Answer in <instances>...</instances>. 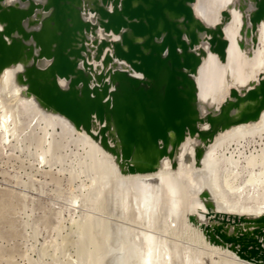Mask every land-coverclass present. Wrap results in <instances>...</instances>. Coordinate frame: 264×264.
Segmentation results:
<instances>
[{"label":"bare ground","instance_id":"bare-ground-1","mask_svg":"<svg viewBox=\"0 0 264 264\" xmlns=\"http://www.w3.org/2000/svg\"><path fill=\"white\" fill-rule=\"evenodd\" d=\"M94 2L97 3L95 7L97 17L93 21L88 16V11ZM109 4L113 6L112 13L107 11ZM49 10L57 12L53 14L58 16L59 28L62 31L59 42L56 41L59 43L56 54L54 52L56 46L52 45L55 43L54 40L51 44L53 48L49 44L45 45L49 28H46L47 32L43 37L46 36L47 39H42L44 45L40 43V46L39 37L30 40L29 43L25 41L32 37L36 20L44 11ZM50 13L48 16L51 15ZM45 14L47 16V13ZM43 20L44 24L49 21L48 18L47 21L44 20L45 22ZM100 23H103L101 26L104 25V31L100 30L101 26H98ZM56 26L53 28H57ZM167 31L168 35L164 36L162 42L155 41V37L166 35ZM112 34L116 35L114 39L110 37ZM166 48L169 49V53L166 54L170 58L172 69L168 71L163 114V110L159 108L160 111L157 109L156 113L149 109L152 97L145 80L154 74L152 69L159 64L161 55L168 50ZM11 53L14 54L11 60L17 59L22 62L26 58L30 59L31 67L28 66L29 69L26 67V70L22 67V79L24 82L30 79L33 81L31 84L36 92L34 95L39 98L43 108L60 115L78 128L85 126L88 129H96L106 152L109 155H117V158H114L119 164V170L115 171L118 174L122 173L121 175L116 173L114 185L110 180L112 184L108 186L113 191V194L112 192L110 194L113 198L110 200L113 199V205L121 217L128 215L131 219H127L129 223H116L115 229L112 228L115 231L112 237H108L110 247L107 245L109 249L107 258L105 257L110 264H177L182 260L178 243L167 237L168 229L164 226L166 229L164 234L163 230H160V224L155 223L157 210L162 207L166 222L172 231L178 228L181 219L186 216L188 218L192 214L194 217L192 224H195L196 228L227 247L229 260L224 264H264V201L255 206L244 203L240 197L246 193V190L242 191L239 197L229 199L227 193L216 184L213 175H210V178L209 175L203 176L209 180L202 182L200 177L204 174H201L199 183L202 184L197 180L199 185L191 186L186 183V179L189 178L190 182L192 180L190 173L182 170L184 167L197 168L192 166L193 163L198 164L199 167L205 163L207 169L213 168L218 162L215 161L213 166L211 164L214 159L217 160L214 158L216 146L225 137L231 135V132L251 127L264 128V0H0V65L2 67L12 62L5 61ZM90 54L95 55L98 63L103 61L107 65L111 64L114 60L113 56H116L130 67V71L118 70V76H115L121 81L122 86L121 99L116 104V110H113L115 121L105 117L109 105V101L105 98L109 83L104 81L102 90L100 91L101 86H99L100 89L97 91L100 92L94 98L88 82L91 79L90 71H86L85 66L84 70L80 69L82 61ZM52 56L55 58L53 59ZM26 63L24 66L27 65ZM104 63L103 68L106 66ZM90 67L91 72L98 76L97 80L101 83L104 78L101 76L102 73L99 74L102 67L100 66V69L92 65ZM194 70L198 74L201 73V77L194 79L190 74ZM108 74L112 75V72ZM199 78L201 81L196 84ZM117 80L114 83H118ZM80 83H83L82 86ZM11 86L13 88L14 85ZM230 86L231 89L225 96V92L229 89L227 87ZM31 92L33 93V90ZM7 96L9 97V94ZM158 105L153 104L152 107ZM10 107L12 108L11 105ZM49 111L48 114L51 113ZM5 115L0 114V129L7 134L9 121L7 114ZM251 156L253 162L256 159L253 157H259L253 152ZM222 157L226 159L225 155ZM171 164L179 166L180 171L178 170L177 174H172L168 170ZM244 166L247 168V164ZM255 173L257 172L254 170L253 174ZM225 174V189L236 192L237 178L231 172ZM239 176L238 174L237 177ZM248 180L256 188L255 194L259 193L257 189L260 187L264 192L263 173ZM185 183L191 186L186 203L183 201L185 192H188L183 191L188 186L184 188ZM164 217L162 216L163 219ZM182 262L195 263L189 257Z\"/></svg>","mask_w":264,"mask_h":264},{"label":"rangeland","instance_id":"rangeland-1","mask_svg":"<svg viewBox=\"0 0 264 264\" xmlns=\"http://www.w3.org/2000/svg\"><path fill=\"white\" fill-rule=\"evenodd\" d=\"M107 6H108L107 11L109 13H112L113 11L112 4H109ZM95 7H97V3L94 2V4L89 8L90 11H88V16H90L91 20L93 19V21L96 20L97 17ZM49 11L46 12L44 11L42 13L43 15H41L42 18L39 17L36 20L35 23L36 27L35 28L33 27L34 29L32 32V37L27 38L25 41L29 43L30 40L34 38L38 39L39 37L38 39L40 40V42L38 41L39 44L42 43V45H44L42 39L46 40L48 38V40L46 41L48 42L50 41V42L47 43L45 41L46 43L45 45L49 44L51 48H53L52 45H54V47L56 46V48H54V52L56 54V51H58L57 46H59V43H56V41L58 40L57 42H59L60 34H62L60 32L62 31L59 28V24H58L59 19H57L58 16L53 14L56 11L55 10L52 11L49 10ZM45 13H47V16L48 13H50L52 16L50 15L47 17L45 16L46 15ZM55 14H57V12ZM45 17H47L49 21H47V18L45 19ZM41 19L46 20L47 24L42 23ZM44 20L43 22H45ZM52 21L55 23V25ZM101 24L103 23H100L98 26H101ZM53 25L56 26L57 28H53L54 27ZM46 28H49L48 32L49 34L51 33L50 35L48 34ZM103 29H104V25L100 27L101 31H104ZM36 31L37 32L39 31V33H37ZM45 32H47L46 34L47 38L46 36L45 38H43ZM167 35H168V31L166 35L161 34V37H155V41L162 42L164 38L167 37ZM50 36H52V38ZM49 37L51 38V40ZM54 37L57 39H55ZM110 37L111 39H114L116 35L112 34L110 35ZM53 40L55 43L53 42ZM26 45L29 46L30 44L29 45L26 44ZM166 52L168 54L169 49L165 51L163 55H161V59L158 62L159 64L153 67L152 73L154 74H152V76L148 78V80L147 78L145 80V82H147L146 85H148V88L151 91V97H152V99L150 98L151 104H149V109L151 108V110L156 113L157 109L159 108L160 110H163L162 112L163 114H164V104H165L164 102L166 101L167 76L169 75L168 71L172 69L170 58L168 57ZM54 58L55 57H53V59ZM113 58H114L113 62L107 65L103 61H100L98 63L97 59L95 58V55L90 54V56L88 55V57L84 58L85 60L82 61L80 65V69L81 70L85 69L88 72L90 71L92 80L90 79L88 82L91 86L92 97L96 98L98 93L102 90V85L104 84V81H106L107 83H109V88L111 86L112 87L110 89L108 88V92L105 98L109 101L110 100L109 98H111V96L114 95L116 99V104H118L119 103L118 100L121 99L120 95H121L122 86H121V81H119V79L116 77L118 76L120 70L130 71V67L126 65L122 59H118L116 56H113ZM26 59L25 61L22 62H19L17 59L15 60L13 59V61L9 63L10 65L8 64L6 67H2L0 65V73H1L0 74V79H1L0 80V114L2 115L7 114V120L9 121L8 122L9 132L7 134L4 133L5 132L4 130L0 129V264H97L98 262H100L98 264L101 263L110 264L108 262V259H106L107 258L106 254L110 247L109 244L110 242L108 240L109 239L108 237L109 236L112 237L114 235L113 231L115 230L113 229H115L116 223H120V222L129 223L128 220L131 219V216L128 215H125V217L124 216L121 217V215L113 205L112 202L113 199L110 200L111 198H113V195H110L111 192L113 194V191L109 186H111L112 181L114 185L115 182L114 178L116 177V173H117L116 171L119 170L118 169L119 164H117V161L115 159L117 158V155L115 156L113 154L109 155V153L106 152L105 147L103 146L102 143V139H100L101 137L96 129L93 130L92 128L88 129L85 126H80L78 128L75 124H73L72 122H68V120L61 117L60 115L47 110L45 107L43 108V105L40 102L39 98L36 95H34L36 94V92L33 85L31 84L33 81H31L30 79L29 81L24 82L22 79L23 69L25 68L26 70L28 66L29 68L31 67V64L29 63L30 59L29 58ZM25 62H27L26 66H24ZM103 63L104 65L106 64L104 68H103ZM168 63H170V66ZM90 65L98 68L100 66L102 67L101 72H99V74L102 73L101 76H104V78H102L103 80L101 83L97 80L98 76H96L95 73L91 72L92 68L90 67ZM122 66L125 67L122 68ZM110 70L112 72V75L114 76L108 74L111 73ZM5 71L7 73H5ZM8 71L10 72L8 73ZM194 71L193 73L190 74L194 79H196L198 76L201 75V73L198 74L196 71L195 72ZM15 72L18 73L20 72V74L19 75L18 73L15 74ZM7 75L9 77H7ZM1 76L4 78H2ZM10 79L13 83L10 81ZM116 80L118 83H114L116 82ZM198 80L199 82H197ZM200 81L201 79L199 78L196 80L195 83L199 84ZM11 84L14 85L13 88ZM82 84L83 83H80V86H82ZM27 85L29 88L27 87ZM99 86H101V89ZM117 86L120 87L118 88ZM153 86L156 87L154 88ZM158 86L160 87L162 86V87L159 88ZM93 87L94 88L98 87V88L94 89ZM14 88L18 91V93H16L17 91H15ZM156 88H158L159 91H157L158 89ZM22 89L25 91V93H23L24 91ZM99 89L100 91H97ZM227 89H226L227 92H225V96L228 95L231 86L227 87ZM30 90L31 91L33 90V93ZM94 90H96L97 92H95ZM19 91H21L20 94ZM162 92L165 94L163 95ZM160 93L162 94V96L159 97L158 95H160ZM1 94L3 95V97H1ZM8 94L9 97L7 96ZM17 94H19V97ZM26 94H28L27 97H25ZM117 94L118 97L116 96ZM152 95H154V97ZM12 96L16 98L14 99V97ZM20 96H22V98H20ZM28 98L30 99L27 100ZM156 98L157 99L159 98L158 101ZM10 99L13 100V102H15L17 105L11 102ZM17 99L18 100L20 99L22 102L20 100L18 101ZM4 101H6L9 105ZM159 101H160V105H158ZM153 104H155V106L157 104L159 107L158 106L152 107ZM10 105L12 106V108L10 107ZM36 105H39V107ZM14 106L15 108H13ZM9 108L13 109L14 111L10 110ZM45 111H47V113ZM48 111L51 113L48 114ZM12 120L14 121V123ZM72 125H74V127ZM259 129H260L259 127L258 129L255 127H251L250 129H245V130L237 129V131L235 132L233 131L234 133L231 132L230 133L231 135L225 137L218 144V146H216V151H215L216 155L214 158H217V160L213 158L214 161L211 162V164L213 166V164L216 163L215 161H218L220 163L217 162L216 163L217 165H215L213 168L210 167L208 169L206 168L205 163L202 164L200 167L198 166V164L196 165L195 163H193L194 165L192 166L194 168L197 167L195 168L197 171L191 167L190 168L187 167L188 169L184 167L182 170L186 173H190L191 176L190 178L192 179L190 182L189 178L188 179L185 178L186 183H188L191 186L192 185L198 186L199 184H202L203 181L207 182L209 180V179L206 180L204 178L206 175H209L208 178H210V175H213L214 181L216 182V184H219L218 186H220L223 191L227 193V197L229 199L232 198L235 199L239 197V194L242 193V191L246 190V193H244L240 197L242 198V201L244 203L255 206L261 201H264V192L262 190V187L257 189L259 190V193L260 192L261 193L255 194L254 192H256V188L248 180L255 176L258 177V174L259 176L262 173L264 174V163H263L264 128H261L262 130ZM84 130L86 131L85 133ZM253 130H255V132H253ZM257 130H259L260 132ZM88 131L91 134H89ZM246 131H249L251 133L249 132L247 133ZM242 132H245L246 134ZM236 134H238V136ZM83 139L84 140L86 139V141H83ZM94 143L100 145V147L99 146L97 147V145H94ZM103 147L104 149H102ZM98 149L101 151L98 152L99 151ZM252 152L255 155H259V157H253L254 159L256 158L255 160L253 159L255 163L252 161V156H251ZM41 154L43 155L41 156ZM105 154L108 157L110 156L111 157L107 158ZM261 154L263 155L261 156ZM217 155L218 157H216ZM222 155L223 156L225 155L224 158L226 159H223ZM59 157L60 159H58ZM229 157H232L233 160L232 158ZM247 157L249 159L251 157V160H249ZM261 157L263 158V160H261ZM245 158H247L246 159L247 161H245ZM234 160H236V162ZM237 161H239L240 163ZM231 162L232 164H230ZM237 163L240 164L241 166H238ZM246 164H247V168L246 166H244ZM255 164H257L258 167ZM174 165L171 164L168 170L172 174H177L180 171V168L179 166L177 165L174 166ZM250 166L251 167L253 166V168L255 167L254 170L257 173L253 174L254 170ZM87 167L89 170L87 169ZM248 167L249 169L251 168L252 171L251 169L249 170ZM205 168L207 170H205ZM190 169L192 170L190 171ZM188 170L189 172H187ZM198 170L199 173H197ZM201 170L204 171L202 172ZM225 172L233 173V175H235V178H237L236 180H238L237 181L238 183H235L236 186L240 188L243 185V187H241V189L236 187L235 188L236 192H230L228 188L225 189L226 188V184H224L225 183L224 175H226ZM119 173L120 174L118 173L117 174L121 175L122 172ZM191 173L192 175L194 173L193 177ZM201 174L204 175L201 176ZM238 174L240 175L239 177H237ZM199 176H201L200 177V179L202 180V182L200 180L201 183H199ZM197 180L199 184L197 183ZM192 181H195L196 183L195 182L193 183ZM104 183L106 184L104 185ZM186 183L184 185V188L185 186L188 185ZM189 185L186 187V190L183 189L184 192L190 190L189 187L191 186ZM92 192L95 195L90 194ZM188 193L189 191L185 192L184 194L185 195V198H183L185 199L183 200L184 203H186V201L188 200L187 198ZM157 212L159 215L157 214ZM157 212L156 214L159 217L156 215L155 223H157V225L160 224L161 226V229L159 228L160 226L158 227V229L163 230L164 234H165L164 230L168 229L167 237L178 243L183 261L188 257L195 262L194 264H214V263L222 264V262L224 264L225 261L229 260L228 258L229 253L227 254L228 249H226L227 247L223 245L219 240L213 238L207 233L202 232L200 229L196 228L195 224H192L194 223V217L192 214L189 215L188 218L186 216L184 219H181L178 228L172 231L171 229H169V226L164 217L165 211H163V207L162 209L157 210ZM162 216L164 217V219L162 218ZM183 220L185 221V223H183L184 222ZM160 222L161 223L165 222V224L163 223L161 225ZM164 226L166 227V229H164L165 228ZM184 247H186V249H184ZM221 249L222 250L225 249V250L222 251ZM223 252H225L227 255ZM98 253H100V255ZM222 258H225V260H222ZM182 260L177 264H181V263L185 264L184 262H182Z\"/></svg>","mask_w":264,"mask_h":264},{"label":"water","instance_id":"water-1","mask_svg":"<svg viewBox=\"0 0 264 264\" xmlns=\"http://www.w3.org/2000/svg\"><path fill=\"white\" fill-rule=\"evenodd\" d=\"M13 56H14V54L11 53V56L8 55V56L6 57V59H5V61H13V60H11ZM116 96L118 97V94H117ZM115 105H116V99H115V96L113 95V96H111V98H110V100H109V105H108V108H107V112H105V114H106L105 117H106L108 120H110V121H115V120H114V116H113V110L115 109V108H114ZM219 235H220V234H219Z\"/></svg>","mask_w":264,"mask_h":264}]
</instances>
